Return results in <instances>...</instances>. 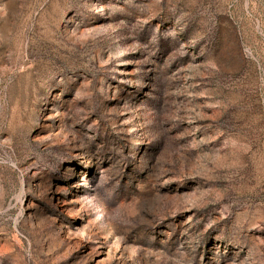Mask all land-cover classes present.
<instances>
[{
	"label": "rangeland",
	"instance_id": "rangeland-1",
	"mask_svg": "<svg viewBox=\"0 0 264 264\" xmlns=\"http://www.w3.org/2000/svg\"><path fill=\"white\" fill-rule=\"evenodd\" d=\"M0 264H264V0H0Z\"/></svg>",
	"mask_w": 264,
	"mask_h": 264
}]
</instances>
